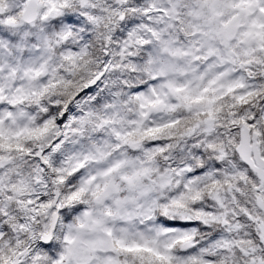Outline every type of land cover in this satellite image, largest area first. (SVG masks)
Here are the masks:
<instances>
[{
	"label": "clouds",
	"instance_id": "obj_1",
	"mask_svg": "<svg viewBox=\"0 0 264 264\" xmlns=\"http://www.w3.org/2000/svg\"><path fill=\"white\" fill-rule=\"evenodd\" d=\"M0 264H264V0H0Z\"/></svg>",
	"mask_w": 264,
	"mask_h": 264
}]
</instances>
